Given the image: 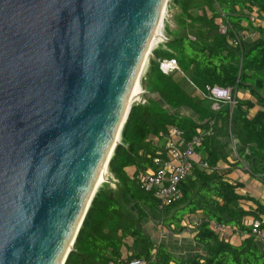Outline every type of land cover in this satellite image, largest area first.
Listing matches in <instances>:
<instances>
[{
	"label": "water",
	"instance_id": "water-1",
	"mask_svg": "<svg viewBox=\"0 0 264 264\" xmlns=\"http://www.w3.org/2000/svg\"><path fill=\"white\" fill-rule=\"evenodd\" d=\"M167 2L0 0V264L65 263Z\"/></svg>",
	"mask_w": 264,
	"mask_h": 264
},
{
	"label": "trees",
	"instance_id": "trees-1",
	"mask_svg": "<svg viewBox=\"0 0 264 264\" xmlns=\"http://www.w3.org/2000/svg\"><path fill=\"white\" fill-rule=\"evenodd\" d=\"M201 1L206 11L196 13L190 12L191 5L178 2L191 27L152 49L140 79L146 101L132 103L108 163L115 186L109 180L97 188L64 264H121L132 258L147 264H264V243L252 233L255 221L260 222L257 229L264 230V206L244 194L243 183L230 182L216 170L227 161L231 133L240 160L248 166L244 169L237 160L236 167L264 182V0ZM220 12L232 26L226 34L219 32ZM235 33L254 35L239 47L229 41ZM165 58H174L184 73L195 74L200 89L213 84L232 87L234 105L222 103L213 109L207 98L187 92L170 73L159 69ZM164 104L174 110L188 108L195 118L170 113ZM170 125L180 128L185 139L197 130L204 132L197 151L212 170L194 166L179 184L180 197L160 210L155 193L144 191L136 174L155 167L154 137ZM198 211L200 223L191 233L204 247V255L180 258L142 229L149 213L172 232H181L186 228L182 222L194 221ZM215 225L238 237L233 242L221 239Z\"/></svg>",
	"mask_w": 264,
	"mask_h": 264
},
{
	"label": "built area",
	"instance_id": "built-area-1",
	"mask_svg": "<svg viewBox=\"0 0 264 264\" xmlns=\"http://www.w3.org/2000/svg\"><path fill=\"white\" fill-rule=\"evenodd\" d=\"M217 21L220 33L226 34L232 29L224 13L220 12ZM253 35L254 33H235L233 37H230L229 41L233 46L241 47V41ZM159 69L164 74H168L179 70V66L174 58H165L159 61ZM235 91L236 90L229 86L213 84L206 85L204 89H201V94L203 97L216 104V108L214 107L213 109H218L222 103L228 104L230 107L234 105ZM143 94L144 90L141 89L139 96L135 98L134 102L144 103L146 99L143 97ZM204 137V132L197 130L190 139H185L183 131L173 125L168 126L165 132H161L158 136L154 137V141L158 144V150L156 154L152 156L155 167H149L144 171L138 172L136 174V179L144 191H153L155 193L160 210L180 197L179 184L191 174L194 166L207 169L208 171L212 170L202 155L197 151V148L202 145ZM227 141L229 153L232 155L233 159L239 160L242 167L247 169V163L242 162L238 156V143L231 133L227 137ZM112 179L113 182L111 184L113 186L116 180L113 177ZM261 221L264 223V218H262ZM199 223L200 218L193 224H187L186 228L187 230L192 229ZM253 224L254 228L252 233L264 243V230L257 229L260 222L255 221ZM215 229L219 233L220 238H223V233H227L229 230L223 225H215ZM121 264H147V262L144 259L132 258Z\"/></svg>",
	"mask_w": 264,
	"mask_h": 264
},
{
	"label": "crops",
	"instance_id": "crops-1",
	"mask_svg": "<svg viewBox=\"0 0 264 264\" xmlns=\"http://www.w3.org/2000/svg\"><path fill=\"white\" fill-rule=\"evenodd\" d=\"M173 1H174V5H178L177 4L178 2L179 3L187 2L186 0L185 1L173 0ZM173 33L175 32H172L171 34ZM146 69H147V66H146ZM170 74L172 75L173 79L190 94L198 95V96L202 95L201 89L197 87L193 79V76L195 74L189 75L181 71L180 68L179 70L173 71ZM175 75L179 77H184L186 79L185 83L180 84L181 80ZM239 95H242L243 97L246 96L245 93H240V92H239ZM209 104L212 108L214 107L216 108V104L213 103L212 101H210ZM164 107L170 113L178 112L181 115H188V116L195 118V115L188 108H180V109L174 110L165 104H164ZM227 151L229 152V147H227ZM201 155L203 156V154ZM236 161L237 160L233 159L232 155L229 153L227 156V161L221 162L216 167V170L219 173L224 174V178L230 182L243 183L244 184V194L255 197V199H257L259 203L264 206V182H262L260 179L254 176H251L248 172L244 171V169L242 170V169L237 168L234 163ZM133 169L134 168H132V170ZM200 215L201 214L198 211L195 214V216L192 217L194 221H191V223L190 222L189 223L193 224L200 217ZM149 223H151V225H149ZM158 223H159L158 217L154 216L153 214H149V213L147 214V217L142 221V229L152 239V241L166 245L174 255L180 258L191 257V256L198 255V254H203V255L206 254L204 247L197 244L194 241L193 234L191 233V229L187 230V228H185L183 231L176 233V232H172L170 229L162 226L161 224L157 225ZM189 223H187L186 221L182 222V224L185 226ZM145 226H148V227H145ZM148 230L151 231V233ZM147 232H149L150 234H148ZM153 237L155 238V240ZM222 237L223 238L221 239L225 241L229 240L230 242H233L235 238H237L238 236L235 233L234 234L230 233V231L228 230L227 233H223Z\"/></svg>",
	"mask_w": 264,
	"mask_h": 264
},
{
	"label": "rangeland",
	"instance_id": "rangeland-1",
	"mask_svg": "<svg viewBox=\"0 0 264 264\" xmlns=\"http://www.w3.org/2000/svg\"><path fill=\"white\" fill-rule=\"evenodd\" d=\"M186 1L187 2L185 4L191 5L190 8H189L190 12L196 13V12H200V11H203V12L206 11V9L204 7L205 4L201 0H197V1H195V0H191V1L186 0ZM162 17H163V19H162V23H161L162 24V27H161L162 30L161 31H162V34L164 35V38H170L169 36H171V35L174 36L177 33H179L181 30H184L186 28H190L191 27L190 22L186 21V19L183 18L182 8L180 7V5H174V1L173 0H168L166 8L164 10V14H163ZM172 32H175V33L171 34ZM164 38L163 39L161 38L162 40H160L156 45H154L153 48H156L160 43L165 42ZM146 66H147V64H146ZM143 72H145V71H143ZM143 72L141 73L140 79H141V77L144 74ZM187 74H189V73H187ZM175 76H177V75H175ZM177 77L181 80L180 84L185 83L186 79L184 77H179V76H177ZM107 173H108L107 174V178L109 180H111V183H112L113 179H112V175L110 174L109 170H108ZM111 183H110V185L112 186ZM158 221H159V223L157 225H160L161 224L160 220H158ZM149 225H151V223H149ZM145 227H148V226H145ZM149 232L151 233V231H149ZM149 232H147V233L150 234ZM154 240H155V238H154Z\"/></svg>",
	"mask_w": 264,
	"mask_h": 264
},
{
	"label": "bare ground",
	"instance_id": "bare-ground-1",
	"mask_svg": "<svg viewBox=\"0 0 264 264\" xmlns=\"http://www.w3.org/2000/svg\"><path fill=\"white\" fill-rule=\"evenodd\" d=\"M163 14L164 12L162 11L161 13V16L159 18V21L157 23V26H156V29H155V32L153 34V37H152V40H151V45L154 47V45H156L160 40H162L164 38V35L162 34V19H163ZM162 38V39H161ZM141 86H140V78H138L133 87H132V92H131V97H130V100L132 99H135L139 96L140 92H141ZM108 172V169L105 168V166L103 165V167L101 168L100 172H99V175H98V179L99 180H104L105 178H107V173Z\"/></svg>",
	"mask_w": 264,
	"mask_h": 264
}]
</instances>
